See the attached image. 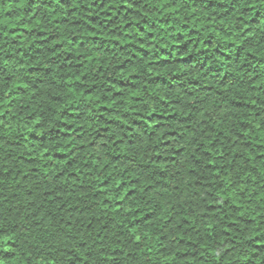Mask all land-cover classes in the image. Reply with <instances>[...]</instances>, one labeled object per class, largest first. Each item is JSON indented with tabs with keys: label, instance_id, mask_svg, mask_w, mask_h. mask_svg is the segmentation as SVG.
Segmentation results:
<instances>
[{
	"label": "trees",
	"instance_id": "obj_1",
	"mask_svg": "<svg viewBox=\"0 0 264 264\" xmlns=\"http://www.w3.org/2000/svg\"><path fill=\"white\" fill-rule=\"evenodd\" d=\"M0 264H264V0H0Z\"/></svg>",
	"mask_w": 264,
	"mask_h": 264
}]
</instances>
